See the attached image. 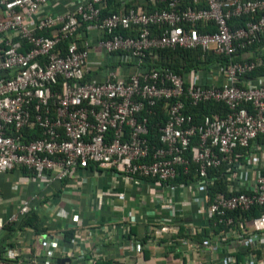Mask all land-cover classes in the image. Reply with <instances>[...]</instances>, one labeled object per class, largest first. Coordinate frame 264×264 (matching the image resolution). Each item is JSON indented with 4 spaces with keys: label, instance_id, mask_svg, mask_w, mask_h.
I'll use <instances>...</instances> for the list:
<instances>
[{
    "label": "built area",
    "instance_id": "1",
    "mask_svg": "<svg viewBox=\"0 0 264 264\" xmlns=\"http://www.w3.org/2000/svg\"><path fill=\"white\" fill-rule=\"evenodd\" d=\"M108 1L0 0V174L25 168L41 186L0 222V264L126 263L107 258L101 244H79L81 235L106 234L108 223L95 218L91 230L81 218L69 220L78 213L63 207L64 195L78 194L79 173L91 169L112 170L126 184L153 180L169 220H179L169 198L175 188L200 193L194 200L201 225L181 218L178 224L190 235L208 228L203 242L218 251L219 264H264V148L251 149L264 135V76L244 77L264 69V56L213 65L207 73L151 63L165 48L230 57L244 50L264 33V0H113L118 10L102 16ZM240 16L251 19L232 29L229 20ZM207 101L223 103L225 112L194 123L186 105ZM159 103L166 119L154 143L149 118ZM191 163L193 179L176 181ZM223 164L230 194L211 193ZM249 168L253 176L245 177ZM255 207L257 216L244 215ZM43 210L68 225L52 233L58 226ZM32 212L40 231L20 226ZM171 227L155 232L177 228ZM24 228L35 231L26 240Z\"/></svg>",
    "mask_w": 264,
    "mask_h": 264
},
{
    "label": "crops",
    "instance_id": "2",
    "mask_svg": "<svg viewBox=\"0 0 264 264\" xmlns=\"http://www.w3.org/2000/svg\"><path fill=\"white\" fill-rule=\"evenodd\" d=\"M203 71L207 73L206 70ZM217 75L218 72L214 71L212 81H215ZM257 146L264 148V138L254 140L251 149H255ZM242 160L243 167H245L246 157ZM253 169L257 170L258 166ZM253 169H248V175L244 171V176L250 177L253 174ZM79 177L83 179V183L78 188V194H66L62 197L65 202L63 207L70 211L69 213H78V217L71 216L68 219L74 221L81 218L83 224L89 226L88 228L91 230H93V226L91 227L89 222L95 221V218L110 226L104 235L101 233L99 235L92 234L91 237L86 234L81 235L79 244H101L102 251L107 258H122L126 261V263H120L118 260L115 262L116 264H190V260L201 264H219L217 261L218 251H207L203 236L200 238L198 234L190 235L183 225L178 224L181 218L189 224L201 225L202 207L194 200L201 198L200 193L188 188H175L174 195L169 198L177 203L179 220L176 218L169 220L160 202L161 191L159 190L161 188H156L153 180L142 179L135 184H126L119 174L106 169L82 171L79 173ZM40 189L41 186L28 169L16 168L1 173L0 222H3V219L14 211L23 199L30 198ZM106 190L123 191L125 196L117 198L103 195ZM55 194L60 195L59 192ZM99 194L101 196H98ZM88 198L93 200L92 205L87 202ZM43 214L53 218L51 223L58 226L56 232H52L54 234L60 233L62 228L69 223L63 219L57 221V214H48L47 211H44ZM164 224L172 226L171 228L175 226L177 228L158 235L155 232L156 229ZM204 230L209 232L208 228ZM34 232L24 228L19 231V234L26 240ZM70 232L73 235L74 232ZM7 236L9 235L6 234L5 237ZM136 244H139L138 252L135 251ZM188 250L189 252H187Z\"/></svg>",
    "mask_w": 264,
    "mask_h": 264
},
{
    "label": "trees",
    "instance_id": "3",
    "mask_svg": "<svg viewBox=\"0 0 264 264\" xmlns=\"http://www.w3.org/2000/svg\"><path fill=\"white\" fill-rule=\"evenodd\" d=\"M117 10V3L113 0H109L106 4V7L102 10L101 15L104 16ZM250 19V16L233 17L229 20V25L232 29H235L244 26L245 23ZM199 29L201 30V32L213 31V27L211 26L207 28H203L202 26H200ZM62 45L64 46L65 44L63 43ZM262 48H264V33L260 36L259 41H256L255 43L246 47L244 50H239L235 55H232L231 57L225 55H215L211 52H203L199 47L194 49L176 47L174 49H158L156 51L157 58H151V63L153 65L165 67L179 73L188 72L193 68L207 70L210 69L213 65H224L225 63L227 64L230 61L254 59L257 56H264V51L261 52ZM256 76H264V69L262 67H257L252 72L244 75L245 79ZM225 110L226 106L223 103L214 101L202 102L195 106L187 104L185 109L188 114H191L193 116L194 123H201L205 115H210L212 113L223 114ZM155 112L156 114L149 118V138L152 140V142L157 143L159 135L158 128L164 124L166 119V112L162 103L158 104ZM258 138L263 139L264 135H261ZM195 167L196 165L194 163H191L190 173L185 175L180 172L179 176L176 178V181L186 182L187 180H192ZM227 168L228 167L223 164L215 171V182L211 187V193L221 191L226 194H230L227 193V184L224 181V172H226ZM260 212V209L255 207L251 211L244 213V215L250 218L253 216H257ZM24 224L32 225L36 230L38 229V231L41 230V228L39 229V216L36 214V212H32L27 219H24L23 222L20 223V226ZM207 231L208 230H204V232L199 233L198 236L201 238L204 233H207ZM65 233L68 236H71V232L68 231ZM101 264L114 263L108 261Z\"/></svg>",
    "mask_w": 264,
    "mask_h": 264
}]
</instances>
